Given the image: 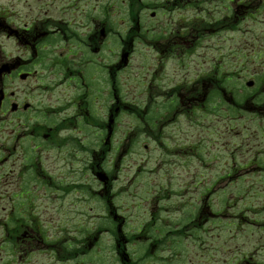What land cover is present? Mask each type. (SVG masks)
I'll use <instances>...</instances> for the list:
<instances>
[{
  "label": "flooded vegetation",
  "instance_id": "obj_1",
  "mask_svg": "<svg viewBox=\"0 0 264 264\" xmlns=\"http://www.w3.org/2000/svg\"><path fill=\"white\" fill-rule=\"evenodd\" d=\"M246 9L245 0H32L25 20L8 29L12 15L0 10V264H84L105 230L114 232L121 264H138L145 257L131 253L123 231L130 219L140 221L136 237L151 238L147 247L166 261L181 218L167 219L155 195L129 219L116 206L118 162L136 146L125 138L144 136L145 150L175 149L182 139L165 137L167 127L241 87L246 47L214 56V21L226 15L220 27L228 26L232 11L239 23ZM137 51L143 72L133 89ZM256 55L259 63L262 51ZM250 99L248 113L264 118V78ZM124 117L142 130L131 126L118 141ZM189 143L180 149L194 153L198 142Z\"/></svg>",
  "mask_w": 264,
  "mask_h": 264
},
{
  "label": "rangeland",
  "instance_id": "obj_2",
  "mask_svg": "<svg viewBox=\"0 0 264 264\" xmlns=\"http://www.w3.org/2000/svg\"><path fill=\"white\" fill-rule=\"evenodd\" d=\"M245 1L249 2L246 10L252 13L246 12L247 17L239 23L232 11H229L226 27H220V20L226 15L215 19L213 54H228L244 44L245 50H240L247 55L244 77L247 82L264 76V59L258 63L256 55L261 51L264 55V6L260 9V0ZM31 4L32 0H0V10L12 15L6 23L7 29L17 25L19 20H25ZM8 37L5 39L6 55H12L15 44ZM219 44L224 46L216 50ZM136 47L138 51L142 50L141 43ZM138 51L130 66L133 89L143 72L142 56L138 55ZM226 58L228 62L230 57ZM226 71L234 78L239 77L234 68L228 67ZM168 72L173 75V71ZM229 88L236 92L228 90L226 94L221 93L224 96L222 101L215 97L212 104L199 105L196 117L192 115L189 118L187 113L180 118L178 125L163 131L166 132L165 137L172 132L176 139H182L175 149L158 146L154 150H145L143 143L148 141L143 140L144 136L125 138L134 139L133 145L136 146L118 162L115 203L124 218L129 219L131 215L143 212L146 206H150L154 195L160 196V206L165 209L167 219L181 218V225L172 231L175 238L166 245V250L173 257L169 258L167 253L164 262L153 255L156 251L147 247L151 238L136 237L134 229L140 221L128 220L131 227L126 224L123 231L129 239L130 251L135 256L145 257L138 264H264V118L257 119L256 115L247 113L252 110L251 100L238 96L240 88L232 85ZM140 90L141 87L136 88L137 92ZM232 98L238 100L236 105L231 103ZM233 105L238 108L231 107ZM245 112L247 114H243ZM140 122L129 117L120 119L118 141L125 137L126 132L128 134L131 126L142 130ZM95 140L96 136L90 135L89 142ZM195 140L198 143L194 153L183 150ZM173 153L178 155L167 156ZM261 154V159L251 161L253 155L257 157ZM159 182L161 188L156 186ZM201 198L204 206L206 201L211 203L216 215L203 223H200V217H196L198 226H195V222L190 223L188 217L198 213L202 206ZM203 210L204 218L206 210ZM102 218V224L109 226V216L103 213ZM88 233L93 234L91 231ZM113 234V231L101 232L99 248L86 251L84 264H121L116 256ZM70 264L74 263L71 261Z\"/></svg>",
  "mask_w": 264,
  "mask_h": 264
}]
</instances>
